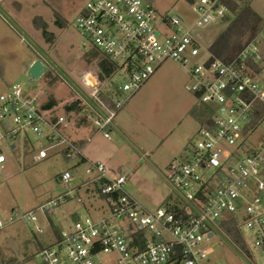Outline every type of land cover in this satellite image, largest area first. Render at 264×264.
<instances>
[{
	"label": "built area",
	"instance_id": "1",
	"mask_svg": "<svg viewBox=\"0 0 264 264\" xmlns=\"http://www.w3.org/2000/svg\"><path fill=\"white\" fill-rule=\"evenodd\" d=\"M229 1L235 0H192L196 16L187 26L181 16L159 15L144 0H87L76 20L84 54L98 51L114 66L110 78L122 81L116 94L108 95L110 107L100 97L108 79L87 72L81 80L96 103L81 95L88 106L83 110L108 140L117 112L164 63L172 61L187 72L188 90L209 117L188 156L173 161L163 174L176 203L154 210L140 204L126 190L129 173L86 158L85 145L70 136L68 118L45 110L37 95L16 84L0 92V144L8 142L15 150L19 143L42 140L34 161L58 149L65 160L85 166V177L72 186L71 171L62 173L64 193L36 210L0 219V233L18 222L37 225L39 213L53 215L59 205L76 199L86 216L72 212L75 219L40 251L42 264H106L105 256H112L108 264H214L207 242L222 238L221 224L230 220L243 237L246 231L252 234L264 264V67L255 47L264 25L231 62L218 58L207 32L233 19ZM262 13L264 21V5ZM5 162L0 153V165Z\"/></svg>",
	"mask_w": 264,
	"mask_h": 264
},
{
	"label": "rangeland",
	"instance_id": "2",
	"mask_svg": "<svg viewBox=\"0 0 264 264\" xmlns=\"http://www.w3.org/2000/svg\"><path fill=\"white\" fill-rule=\"evenodd\" d=\"M17 1L22 5L21 10L13 1H9L5 8L10 14L9 23L13 31H4L11 48L3 55L5 60L1 68L5 70V75H2L5 78L0 76V92H5L9 86L21 84L28 94L37 95L44 105L54 99L57 102L55 114L68 118L69 132L72 134L88 117L84 110L80 114H67L66 107L79 100L81 95H85L93 105L96 104L90 97L91 91L82 85L81 80L87 72L99 74L97 59L84 54L83 36L76 27L77 17L87 0ZM144 1L155 8L159 15L181 16L186 26L196 16L190 0ZM263 5L264 0L251 3L259 15L263 14ZM227 25H216L207 34L216 40ZM44 27L48 38H51L49 41L43 35ZM255 47L264 67V36L255 42ZM35 59L46 66V71L38 80L31 79L26 71ZM261 79L264 81V73ZM190 83L187 72L178 64L168 61L117 112L114 124L119 125L122 134L110 129L109 141L95 126L79 134L80 138L94 134L84 146L86 158L102 162L112 170L122 168L130 173L127 192L151 210L165 203H176L177 197L163 174L173 161L188 156V147L197 144L199 131L209 117L188 90ZM102 84H105L104 88L101 86L104 93L113 95L122 81L119 77L110 78ZM81 105L83 109H88L84 103ZM256 138H251L254 144H257ZM42 145V140L31 146L19 143L14 150L8 142L0 144V153L6 158V162L0 165V219L5 221L15 214L36 210L64 193L66 190L60 176L66 171H71L75 179L72 186L79 185L84 179L85 166H75L74 161L65 160L58 149L52 150L49 158L34 161ZM80 196L85 198L83 191ZM72 212H79L82 217L87 213L83 204L71 199L59 205L53 215L39 213L37 225L28 226L18 222L2 231L0 264H42L40 251L53 243L62 229L75 219ZM37 228H42L44 233H37ZM244 237L248 254L240 252L223 237L209 240L208 246L214 249L212 262L263 264L261 254L254 248L252 234L246 231ZM111 258L105 256L103 260L108 264Z\"/></svg>",
	"mask_w": 264,
	"mask_h": 264
},
{
	"label": "trees",
	"instance_id": "3",
	"mask_svg": "<svg viewBox=\"0 0 264 264\" xmlns=\"http://www.w3.org/2000/svg\"><path fill=\"white\" fill-rule=\"evenodd\" d=\"M254 0H235L229 1V7L233 13V19L228 22V25L224 32L214 41L211 45V51L221 60L225 62H231L236 58L244 48L252 42L258 35L264 25V21L261 15L257 14L251 6ZM58 25L62 26L59 22ZM43 35L48 41L51 38L46 30L43 28ZM91 59H97V67L99 69L100 77L102 80L109 79L113 72V64L97 52L90 54ZM90 60V59H89ZM256 71L259 69L253 65ZM100 97L110 107L113 103L107 94L101 93ZM81 100H76L66 107V113L80 114L83 110ZM57 106V102L51 99L47 104L43 106L45 110H54ZM258 118H254V122H257ZM85 120V119H84ZM220 236L225 238L228 243L239 248L240 252L248 254L249 248L245 242L243 234L235 220L223 222L221 224Z\"/></svg>",
	"mask_w": 264,
	"mask_h": 264
},
{
	"label": "crops",
	"instance_id": "4",
	"mask_svg": "<svg viewBox=\"0 0 264 264\" xmlns=\"http://www.w3.org/2000/svg\"><path fill=\"white\" fill-rule=\"evenodd\" d=\"M9 1H13V4L19 8V10L22 9V5L17 1V0H0V76L2 77V75L4 76L5 75V70L4 68H1V65L4 64V54L6 52V50L10 49L11 47H9V39H7V36L4 31H8V29H10L11 31H13L12 27L10 26V23H9V17H10V14L7 13L6 11V5L9 3ZM9 30V31H10ZM37 61H40V60H33L29 66L27 67V70L29 72V69L31 68V66L37 62ZM160 76H158V79H159ZM2 78H5V77H2ZM13 86V85H12ZM11 87V86H9ZM8 87V88H9ZM90 128H93V124L91 123V121H89L88 119H85L84 122H82V124L78 127L75 128V131L72 132V134L70 133V136L72 138H74L75 140L79 141V142H82L84 145L86 143H89L91 138H92V135H94L93 133L89 134L88 136L86 137H83V138H80L79 137V134L81 132H83L84 130H88ZM119 125L117 124H114L113 123V129L117 130L120 134H122L120 131H119ZM110 141V140H109ZM118 171H121V172H124L122 170V168H118L116 169ZM128 173V172H126ZM130 174V173H129Z\"/></svg>",
	"mask_w": 264,
	"mask_h": 264
},
{
	"label": "water",
	"instance_id": "5",
	"mask_svg": "<svg viewBox=\"0 0 264 264\" xmlns=\"http://www.w3.org/2000/svg\"><path fill=\"white\" fill-rule=\"evenodd\" d=\"M192 2V0H190ZM46 71V66L41 62H35L29 69L28 75L31 79L38 80Z\"/></svg>",
	"mask_w": 264,
	"mask_h": 264
}]
</instances>
